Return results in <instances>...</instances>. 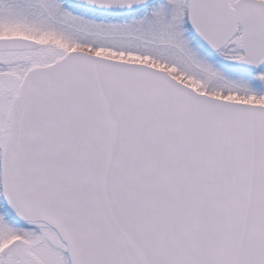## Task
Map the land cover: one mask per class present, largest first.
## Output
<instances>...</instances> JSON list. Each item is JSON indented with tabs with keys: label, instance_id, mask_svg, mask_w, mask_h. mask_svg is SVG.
Masks as SVG:
<instances>
[{
	"label": "snow or ice",
	"instance_id": "6c2138e0",
	"mask_svg": "<svg viewBox=\"0 0 264 264\" xmlns=\"http://www.w3.org/2000/svg\"><path fill=\"white\" fill-rule=\"evenodd\" d=\"M0 264H264V0H0Z\"/></svg>",
	"mask_w": 264,
	"mask_h": 264
}]
</instances>
